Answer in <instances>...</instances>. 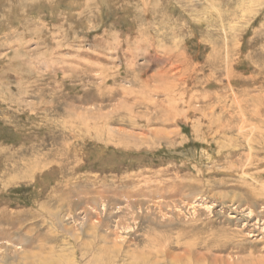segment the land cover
Masks as SVG:
<instances>
[{
  "label": "rangeland",
  "instance_id": "obj_1",
  "mask_svg": "<svg viewBox=\"0 0 264 264\" xmlns=\"http://www.w3.org/2000/svg\"><path fill=\"white\" fill-rule=\"evenodd\" d=\"M263 91L264 0H0V264H264Z\"/></svg>",
  "mask_w": 264,
  "mask_h": 264
},
{
  "label": "bare ground",
  "instance_id": "obj_2",
  "mask_svg": "<svg viewBox=\"0 0 264 264\" xmlns=\"http://www.w3.org/2000/svg\"><path fill=\"white\" fill-rule=\"evenodd\" d=\"M227 47V46H226ZM226 51V50H225ZM225 76H226V80H227V85H229V84H231L233 81L234 82H236L238 79H236V77H233L234 75L228 70V69H226L225 70ZM212 78V77H211ZM208 80V79H207ZM256 80V79H255ZM209 81V80H208ZM213 80H211V82H212ZM249 82V81H248ZM207 83V82H206ZM212 85V84H214V83H208V85ZM249 84V83H248ZM214 85H218V84H214ZM219 86V85H218ZM244 89V88H243ZM182 92V91H181ZM264 92V91H263ZM241 93H242V91H241ZM233 94L235 95V97H239V98H242V97H240L241 95H243V93L242 94H238V92L237 91H233ZM235 97H234V99L233 100H235ZM203 98V97H202ZM206 99V98H205ZM247 102V101H246ZM245 102V103H246ZM235 103H236V105H237V107H238V109L240 110V112H241V118L239 119V122H240V124H239V127L241 128V129H243L244 128V126H245V124L246 123H249L250 122V117H246V111H245V103H244V100H242V99H240V100H235ZM262 105V104H261ZM256 110V109H255ZM258 112H259V109H258ZM253 114V113H252ZM251 116V115H250ZM252 117V116H251ZM252 119H254V118H252ZM262 119V118H261ZM255 120H256V118H255ZM261 122V121H260ZM257 123H259V122H257ZM254 124V123H253ZM250 125H248V127H249ZM251 129V128H250ZM246 130V129H245ZM244 173V172H243ZM258 196V195H257Z\"/></svg>",
  "mask_w": 264,
  "mask_h": 264
}]
</instances>
